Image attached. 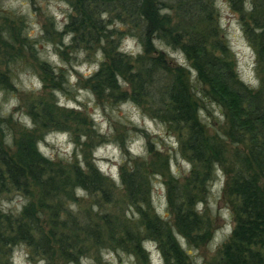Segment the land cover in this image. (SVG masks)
Segmentation results:
<instances>
[{"label":"rangeland","instance_id":"rangeland-1","mask_svg":"<svg viewBox=\"0 0 264 264\" xmlns=\"http://www.w3.org/2000/svg\"><path fill=\"white\" fill-rule=\"evenodd\" d=\"M162 2L167 6L163 10L167 11L160 13V17L168 16L172 19V25L176 26L180 18L179 11L169 7V0ZM212 5L219 30L217 38L209 37V44L216 41L224 44L231 54L238 81L244 87L258 88L260 77L264 74L258 71L257 54L244 34L243 21L247 22L245 12H242L241 20L228 0H213ZM68 9L71 7L65 0H0V72L10 73L4 90L0 89V141L7 151L18 160H23L19 143L22 140L32 141L34 136L36 151L43 159L51 162L56 171L46 173L44 178L55 175L64 184L65 176L72 174L73 165L84 172L96 170L102 184L106 182L105 194L97 189H84L87 196L77 197L75 189L79 186L67 184L70 186H67L66 191L53 196L32 178L28 180L29 190L23 185L8 183L0 190V234L9 237L11 232L14 236L21 222L30 229L28 222H32V216L37 235L47 236L48 231L55 228V232L77 238L79 234L68 233L58 226L53 227V221L61 212L53 204L61 200L68 208L70 204L77 205L75 212L71 210V229H75L74 224L88 230H95L98 226L103 236L96 242L81 233L78 241L72 243L74 254L71 257L62 254L56 245L49 264H81L82 259L89 264H164L158 244L142 233L139 226L142 213L155 215L164 221L165 232L169 230L171 236L180 243L188 255L189 264H214L224 245L231 239L236 224L235 202L228 195L227 184L233 170L242 167L244 157L247 156V142L231 140L234 121L232 113L219 100L217 102L203 93L207 86L197 79V71L183 51L168 47L158 40L153 41L154 50L150 57H157L161 52L167 62V69L157 67L150 71L153 83L147 90L148 95L140 94L141 104L132 100L131 85L123 79L119 85L128 94L125 99H114L107 92L99 96L91 89L90 78L100 70L102 64L107 63L104 51L109 54L114 46L108 43L109 40H99L92 44L91 49L89 47L85 50L72 43V35L65 43V37L70 34L67 24L73 14L72 9ZM192 16L193 13L188 12L187 18ZM58 25H63L62 29ZM109 28L126 26L113 20ZM130 42L132 48L128 49ZM32 45L33 52L30 51ZM137 47L141 49L140 52H135ZM114 49L132 59L143 54L137 40L128 35ZM208 50L219 55L216 50ZM38 61L46 62L53 69V85L47 83L46 78L50 77L45 78ZM94 65L99 66L98 70L90 71ZM169 73L187 87L195 102L196 117L205 135L217 148V163L212 178L203 177L206 170L202 168L204 165L190 159L182 150L183 138L177 128L169 125L166 117L157 118L155 115V112L163 109L155 98ZM57 74L64 75L65 80L58 78ZM37 81L41 84L40 88L36 87ZM56 92L60 96L55 95ZM61 98L64 105H60ZM68 103L76 107L68 108ZM43 106L52 111L62 127H44L42 121L35 120L36 117L40 120L44 115ZM237 107L234 106V110ZM24 116L31 119V129L23 124ZM173 140L176 146L171 143ZM38 142L47 151V156L39 150ZM69 145H72L71 149ZM140 149H143L144 154L135 156L134 150ZM81 158L85 166L83 169L80 167ZM58 164L64 172L59 170ZM101 165H107V168L102 171ZM112 168L117 169L120 186L111 177ZM133 170L137 173V180L135 176L133 180L134 204L128 199V192L121 179L124 172ZM253 170L259 176L255 166ZM194 174L196 177H193ZM201 177L204 178L203 183ZM260 181L263 183L264 179L260 178ZM139 185L143 186V191L138 189ZM170 190L176 199V209H184L189 199L192 209L201 219L192 238L185 237L175 227V212L169 204ZM17 205L22 209L19 212ZM93 206L97 210L94 211ZM25 211L28 217L23 215ZM229 226L232 229L230 235L217 242V233L223 236L224 229ZM130 232L139 240L141 253L135 251L132 242L125 238V234ZM41 262L47 264L40 252L32 253L24 243L15 242L7 248L0 246V264Z\"/></svg>","mask_w":264,"mask_h":264},{"label":"trees","instance_id":"trees-1","mask_svg":"<svg viewBox=\"0 0 264 264\" xmlns=\"http://www.w3.org/2000/svg\"><path fill=\"white\" fill-rule=\"evenodd\" d=\"M65 1L73 11L67 27L72 34L74 45L82 46L86 50L89 47L91 49L96 41L109 40L108 43L117 48L120 40L128 35L136 39L143 49V54L135 59L115 50L114 47L109 54L104 51L107 63L102 64L100 70L90 78L91 89L99 96L107 92L114 99H125L128 94L120 89V81L117 79L119 76L121 80L131 85L132 100L141 104L140 94L148 95L147 90L153 83L150 71L157 67L167 69V62L161 52L157 54V57H150L154 50L153 41L158 40L168 47L183 51L195 67L197 79L207 86L203 93L223 103L232 113L234 121L231 140L241 143L246 141L247 156L244 157L242 167L233 170L227 184L228 195L235 202L236 224L231 239L224 245L214 264H264V182L260 181V178L264 179V76L260 77L258 88L244 87L236 77L227 47L220 41L209 44V37L217 38L216 33L219 30L215 20L213 0H169L167 2L169 7L177 9L180 13L176 26L172 25V19L168 16L160 17L161 11L167 8L163 0ZM228 2L240 15L241 20H243L242 12H245L247 22L243 21L244 34L257 54L258 71L264 74V67L261 68L264 62V0H228ZM246 5L251 6L250 10ZM260 9L262 12L257 13ZM188 12L193 13V16L187 18ZM104 13H107V19L103 18ZM113 20L123 24L127 29H110L109 25ZM209 48L218 51L219 55L211 53ZM33 50L34 45L30 46V51L33 52ZM38 66L45 78L50 77L46 78L47 83L53 85V69H50L44 61H38ZM57 76L65 80L64 75L57 74ZM9 78V72H0L1 90H4V85ZM155 99L159 100L161 109L163 108V112L162 110L155 112L156 117H166L169 125L177 128L183 138L182 150L190 159L204 165L202 168L206 170L202 174L203 177L212 178V171L217 163L215 156L217 148L205 135L197 119L194 112L195 102L185 84L169 73ZM234 106L238 107L234 110ZM42 109L44 115L40 120L37 117L35 120L42 121L44 127L48 125L62 127L48 107L43 106ZM19 150L23 160H18L15 155L7 151L0 141V190L4 189L8 183L14 186L23 185L26 190H29L28 180L32 178L38 186L53 196L66 191L67 186L72 184L85 190L97 189L105 194L106 182L102 184L101 176L96 170L90 169L84 172L73 165L72 174L65 176L64 184H61L58 176L55 175L44 178L46 173H56V171L52 163L43 159L36 151L34 136L32 141H20ZM253 166L257 169L259 176L255 174ZM58 167L61 172H64L59 164ZM133 172H124L121 179L128 192V199L134 204L133 180L134 176L136 179L137 173L135 170ZM193 177L196 175L194 174ZM200 180L203 183L204 178L201 177ZM70 181L72 183H69ZM142 188L143 186L139 185L138 189L143 191ZM168 196L169 204L175 212L176 229L185 237L192 238L201 224V219L192 209L191 200L187 199L184 209H176V199L174 200L171 190ZM53 205L61 209L56 220L53 221V227L58 226L68 233L79 235L82 233L96 242L103 236L98 226L95 230H88L86 227L79 228L74 224L75 229H71L70 226L73 224L71 210L61 200ZM54 207L51 208V216L54 215ZM23 215L27 216V211L23 212ZM63 215L65 218H62ZM31 220L32 222H28L30 229L27 224L24 226L25 224L21 222L14 236L11 232L9 237L0 234V246L7 248L15 242L24 243L32 253L40 252L47 264L53 258L56 245L62 254L70 257L74 254L72 243L75 244L78 241L79 235L75 238L69 234L55 232V228H51L47 236L37 235L34 228L36 223L32 216ZM139 223L143 235H147L158 244L164 264H189L188 255L180 247V243L171 236L169 230L165 232L166 227L162 219L142 213L139 216ZM105 225L109 227L107 223ZM130 233L125 234V238L132 242L135 251L141 253L139 240Z\"/></svg>","mask_w":264,"mask_h":264},{"label":"clouds","instance_id":"clouds-1","mask_svg":"<svg viewBox=\"0 0 264 264\" xmlns=\"http://www.w3.org/2000/svg\"><path fill=\"white\" fill-rule=\"evenodd\" d=\"M64 7L65 8H67V5H64ZM246 7L250 10V8H251V6L250 5H246ZM68 11H71V9H68ZM167 10H162V12H161V14H164V12H166ZM103 18L104 19H107V13H104L103 14ZM58 19H59V17H58ZM65 23H67V21L65 20ZM62 27H63V25H58V28H61L62 29ZM71 33L69 34V36H67V37H65V43H67L69 40H70V38H71ZM132 48V43L130 42L129 44H128V49H131ZM128 49H122L123 51H126V50H128ZM141 51V49L139 48V47H137L136 49H135V52H140ZM98 68H99V66L98 65H94L93 66V68L90 70V71H96V70H98ZM81 71H83V69H81ZM117 79L118 80H120V77L119 76H117ZM73 80H75V78L73 77ZM121 83H123V81L121 80L120 81ZM36 87L37 88H40L41 87V84L37 81L36 82ZM55 95H57V96H60V93L59 92H56L55 93ZM60 105H64V100H63V98H61L60 99ZM67 107L68 108H75L76 107V105L75 104H72V103H68L67 104ZM23 124H25L29 129H31L32 127H33V124H32V122H31V119L29 118V117H27V116H24L23 117ZM66 136H67V134H65V137L64 138H66ZM82 139H84L83 137H82ZM9 143H10V141H9ZM138 143H143V141H139ZM171 143L173 144V146H176V142L173 140V141H171ZM71 147H72V145H69L68 146V148L69 149H71ZM38 148H39V150L44 154V155H48V153H47V151L44 149V147H43V145L42 144H40L39 142H38ZM67 151V150H66ZM144 154V152H143V149H140V150H134V155L135 156H140V155H143ZM70 152H69V160H70ZM80 167L83 169L85 166H84V163H83V160H82V158H81V162H80ZM185 167H188V165H185ZM107 168V165H101V170L103 171L104 169H106ZM111 177H112V179L113 180H115V182L117 183V185L118 186H120V179H119V175H118V172H117V169L116 168H112L111 169ZM221 181H223V176H221ZM75 195L77 196V197H86L87 196V193L85 192V190L83 189V188H81V187H76V189H75ZM69 208H70V210H72L73 212H75L76 210H77V205L76 204H70L69 205ZM22 209H21V206L20 205H17V212H19V211H21ZM93 210L95 211V210H97L96 209V207L95 206H93ZM225 215H227V213H225ZM231 231H232V229H231V227L229 226V227H226L225 229H224V235L223 236H221V234L220 233H217V235H216V241L217 242H221L222 240H223V238L224 237H226L227 235H230V233H231ZM41 264H42V262H41ZM81 264H89V262L87 261V260H84V259H82L81 260Z\"/></svg>","mask_w":264,"mask_h":264}]
</instances>
